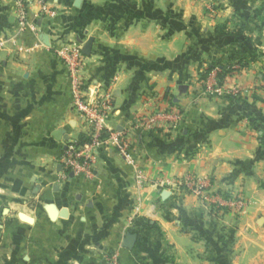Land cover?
I'll list each match as a JSON object with an SVG mask.
<instances>
[{"label":"crops","instance_id":"obj_1","mask_svg":"<svg viewBox=\"0 0 264 264\" xmlns=\"http://www.w3.org/2000/svg\"><path fill=\"white\" fill-rule=\"evenodd\" d=\"M206 1L220 13L203 24ZM47 2L52 13L45 15L30 1L32 30L20 29L13 0H0V38L7 41L0 51V190L12 181L11 193L29 203L28 218L16 217L28 226V247L12 251L13 264H104L112 251L121 264H165L168 248L178 264H264L256 211L215 216L193 195L155 185L186 173L209 175L215 189H240L264 208L260 95L210 100L199 82L206 64L255 54L264 61L263 9L253 0ZM68 44L88 45L81 73L88 99L105 90L113 96L107 128L157 109L176 106L181 114L168 131L134 130L132 163L98 148L87 180L63 177L59 161L67 141L85 132L57 54ZM138 171L147 180L140 185ZM137 217L151 224L138 234Z\"/></svg>","mask_w":264,"mask_h":264},{"label":"built area","instance_id":"obj_2","mask_svg":"<svg viewBox=\"0 0 264 264\" xmlns=\"http://www.w3.org/2000/svg\"><path fill=\"white\" fill-rule=\"evenodd\" d=\"M15 18L24 29L28 26L34 30L35 26L29 24L28 6L31 0H13ZM40 5L39 12L47 15L52 13L47 0H36ZM7 41L0 38V51L4 50ZM68 70V77L72 88V107L80 115L85 128L86 139L79 143L78 139H70L64 145L60 154L59 161L62 166L63 177H80L91 179L94 173L93 163L95 154L101 146H107L120 155L126 162L132 163L130 134L134 130H158L168 131L174 128V124L181 119V114L175 110L157 109L139 116H134L129 125L125 128H107L104 121L108 111L112 106V94L105 90L96 94L93 99H88L84 91V80L82 78V68L85 54L82 47L77 44H68L57 52ZM214 93H221L223 88L214 86ZM137 184L147 181L142 172H137ZM211 179L206 175H197L186 173L182 177L175 178L169 183L157 181L155 185H169L171 190L180 191L199 198L202 201L213 204H221L222 200L219 194L211 192ZM214 199V200H213ZM236 202V201H235ZM238 202V201H237ZM239 207L241 208V202ZM105 264H120L116 253L106 255Z\"/></svg>","mask_w":264,"mask_h":264},{"label":"rangeland","instance_id":"obj_3","mask_svg":"<svg viewBox=\"0 0 264 264\" xmlns=\"http://www.w3.org/2000/svg\"><path fill=\"white\" fill-rule=\"evenodd\" d=\"M253 5L255 8H262V16L264 17V0H253ZM217 5L206 1L203 5V24L208 23L210 20H216L218 14L220 13L217 10ZM258 54L255 56L247 58L248 63L247 65L238 64L236 61L231 60L228 63H231V68L233 71L227 73L223 80L222 84L218 79H216V74L219 72V67L216 66L214 69L209 73L208 77L204 80L201 79V73L203 69L199 73V82L201 86V93L202 97L210 100H221L228 97H232L239 94L247 95L251 91L257 92L260 97L259 100L264 104V61L261 59H256ZM226 64V63H224ZM205 67V65H204ZM203 67V68H204ZM254 79L252 85L247 83L246 78ZM235 81V82H234ZM252 81V80H251ZM222 87L223 90L221 93H214L212 88L214 86ZM172 110L179 112V108L174 106ZM141 114H135L139 116ZM131 121V120H130ZM130 123V122H129ZM127 124V126L129 125ZM126 126V127H127ZM125 128V127H123ZM133 132V131H132ZM131 132V134H132ZM131 137V136H130ZM211 179V176L206 175ZM0 178V187L5 184L4 180ZM4 187V186H2ZM1 189V188H0ZM13 189L12 181L6 183L5 191L0 190V264H13L14 259L11 256L12 251L17 248H26L28 247V226H25L22 223H18L16 217L20 216L21 218H28L27 214H29V203L27 201V195L17 197L13 193H11ZM211 192L215 194H219L222 200V203L213 204V201L205 202L198 199L201 203L205 204L208 211L212 213V215L220 216V215H228L233 219L241 217L245 212L249 213L252 211H256V219L255 221V228H257L262 234V244H264V208L259 209L258 205L250 204L246 199V195L240 189L237 190H230V191H219L214 188L213 184H211ZM187 194V193H186ZM262 199V198H260ZM214 200V199H213ZM236 201V202H235ZM238 201V202H237ZM241 202V208L239 207ZM27 220V219H25ZM20 231V239H14V233ZM25 238V239H24ZM21 246V247H20ZM24 252H27L24 250ZM23 254V251H21ZM109 253H116L114 251L108 252ZM106 254V255H107ZM117 254V253H116ZM166 261L165 264H178L177 258L172 255L171 249H167ZM106 255L104 256V264ZM118 257V256H117ZM18 259V258H17ZM22 259V258H21ZM20 260V259H18ZM119 260V258H118ZM24 261V260H21ZM120 262V260H119ZM140 264V262H138ZM121 264V262H120Z\"/></svg>","mask_w":264,"mask_h":264},{"label":"trees","instance_id":"obj_4","mask_svg":"<svg viewBox=\"0 0 264 264\" xmlns=\"http://www.w3.org/2000/svg\"><path fill=\"white\" fill-rule=\"evenodd\" d=\"M238 33H241V31H238ZM236 61L238 64H242V65H247L248 60L247 59H239V60H234ZM218 66L219 67V72H217L216 74V79H218V81L220 82L219 84H222V80L224 78V76L233 71L231 68V63H217L214 65H210V64H206L205 67L203 68V72L201 73V79L204 80L208 77L209 73L214 69V67ZM86 139L85 134L81 135V137H79L78 141L79 143H82L84 140ZM261 185L264 187V182L261 183ZM151 224L148 222L147 219L143 218V217H137L134 219V233L138 234L139 232H141L142 230L150 227ZM166 256L164 257V263L166 261Z\"/></svg>","mask_w":264,"mask_h":264},{"label":"water","instance_id":"obj_5","mask_svg":"<svg viewBox=\"0 0 264 264\" xmlns=\"http://www.w3.org/2000/svg\"><path fill=\"white\" fill-rule=\"evenodd\" d=\"M83 52H84V54H88V52H89V50H88V45H86L84 48H83ZM58 134H60V132H57V133H55L54 135H58ZM54 211V208H53V206H50L49 207V212H50V216H51V218L54 216V214L52 213ZM66 215V212H65V210L63 209V210H61V212H60V216H65ZM135 240H136V234H132V235H130L128 238H127V240L124 242V246L126 247V248H128V249H131L132 247H133V245H134V243H135Z\"/></svg>","mask_w":264,"mask_h":264}]
</instances>
